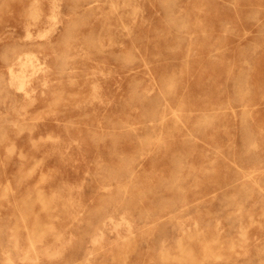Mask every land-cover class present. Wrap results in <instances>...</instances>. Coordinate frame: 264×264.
<instances>
[{"label":"rangeland","instance_id":"374dc122","mask_svg":"<svg viewBox=\"0 0 264 264\" xmlns=\"http://www.w3.org/2000/svg\"><path fill=\"white\" fill-rule=\"evenodd\" d=\"M0 264H264V0H0Z\"/></svg>","mask_w":264,"mask_h":264},{"label":"bare ground","instance_id":"6f19581e","mask_svg":"<svg viewBox=\"0 0 264 264\" xmlns=\"http://www.w3.org/2000/svg\"><path fill=\"white\" fill-rule=\"evenodd\" d=\"M191 234V233H190ZM240 234V233H239ZM181 238V240H182V237H180ZM233 240V239H232ZM235 242V241H234ZM232 243V242H231ZM236 244H237V242H236ZM180 246H181V244H180ZM194 247V246H193ZM197 248V247H196ZM190 250V249H189ZM194 250V249H193Z\"/></svg>","mask_w":264,"mask_h":264}]
</instances>
